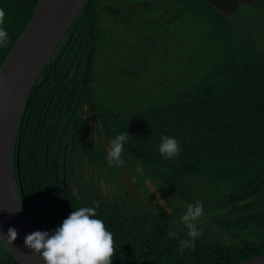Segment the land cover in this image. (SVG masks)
I'll return each mask as SVG.
<instances>
[{"label": "trees", "instance_id": "obj_1", "mask_svg": "<svg viewBox=\"0 0 264 264\" xmlns=\"http://www.w3.org/2000/svg\"><path fill=\"white\" fill-rule=\"evenodd\" d=\"M38 1L0 0L8 33L0 69ZM255 1L260 9L241 5L224 15L204 0H86L32 86L15 132V184L36 231L51 233L75 209L99 202L96 218L114 237L113 264H240L264 255V223H258L264 219V47L239 42L245 11L264 13V0ZM148 8L165 10L164 19L172 14L169 24L188 23L183 42L195 44L198 55L196 62L192 54L191 67L202 66L171 90L158 85L112 97L97 71L99 48L109 40L103 14L147 15ZM89 120L96 131L90 138ZM125 132V163L110 167L103 138ZM162 135L177 139L178 158L160 155ZM70 155L84 161L88 172L72 176ZM123 172L139 177L136 193L143 190L146 201L123 196L125 205L117 210L100 181L116 183ZM145 179L172 215L158 206ZM197 201L204 207L198 222L202 235L181 254L179 242L188 237L180 217ZM0 264H20L1 240Z\"/></svg>", "mask_w": 264, "mask_h": 264}, {"label": "water", "instance_id": "obj_2", "mask_svg": "<svg viewBox=\"0 0 264 264\" xmlns=\"http://www.w3.org/2000/svg\"><path fill=\"white\" fill-rule=\"evenodd\" d=\"M224 15L237 13L241 5L260 9L255 0H204ZM86 0H39L24 32L16 41L3 66L0 69V232L6 234L9 228L17 229L18 236L14 245L7 250L20 264H45L41 255L25 247V236L35 230L30 223L17 192L14 168L13 145L18 120L24 102L40 75L42 69L52 57L59 45L66 39L67 32L82 10ZM93 123L89 121L88 136ZM109 141L104 137L107 154ZM45 149V164H46ZM17 173L19 162L17 158ZM129 193L136 199L135 190L129 175L122 173ZM158 206L169 215L172 210L162 198L151 181L146 182ZM102 186L104 187L103 183ZM21 195L25 203L23 190ZM20 206L22 210L19 211ZM264 223L263 220L258 221ZM246 227V226H244ZM240 264H264V255Z\"/></svg>", "mask_w": 264, "mask_h": 264}, {"label": "rangeland", "instance_id": "obj_3", "mask_svg": "<svg viewBox=\"0 0 264 264\" xmlns=\"http://www.w3.org/2000/svg\"><path fill=\"white\" fill-rule=\"evenodd\" d=\"M148 10L152 15L137 12L109 18L103 14L102 28L109 35V40L106 39L99 48L97 71L103 75L102 80L99 76L102 87L108 88L112 97L135 96L158 85L171 90L179 78H183V82L188 77H194L202 66L191 67L196 48L195 44L187 47L183 42L188 23L180 19L175 24H169L172 21L168 17L172 14L164 19L165 10ZM105 12L114 14L109 9ZM241 24L239 42L243 46L252 42L260 48L264 47V13L246 10ZM197 56L196 52V62ZM104 75L114 79L106 80Z\"/></svg>", "mask_w": 264, "mask_h": 264}, {"label": "clouds", "instance_id": "obj_4", "mask_svg": "<svg viewBox=\"0 0 264 264\" xmlns=\"http://www.w3.org/2000/svg\"><path fill=\"white\" fill-rule=\"evenodd\" d=\"M5 11L0 8V47H6L8 33L4 29ZM128 132L118 134L109 141L107 147V162L110 167H121L124 144L128 139ZM158 151L166 160L178 158L181 148L174 137L162 135ZM99 202L92 207L75 209L64 219L62 224L53 232L34 231L25 236V247L35 254L41 255L45 264H113L115 255L114 237L107 230L104 222L96 218ZM22 210L20 206L19 211ZM204 215L202 202L188 204L187 210L180 217L187 229V239L180 240L181 254L188 248L195 247V240L202 235L198 229V222ZM18 232L9 228L7 233L0 232V240L5 244L14 245Z\"/></svg>", "mask_w": 264, "mask_h": 264}, {"label": "flooded vegetation", "instance_id": "obj_5", "mask_svg": "<svg viewBox=\"0 0 264 264\" xmlns=\"http://www.w3.org/2000/svg\"><path fill=\"white\" fill-rule=\"evenodd\" d=\"M92 123H93V121H92ZM88 131H89V127H88ZM95 133H96V131L94 130V127H93L92 132H91V135L88 136V137L90 138ZM67 162L69 163V166H70L69 167L70 168L69 169V172L72 173L73 170L76 172L75 174L72 173V176H79L80 175L79 174L80 171H82V172H88V170H89L88 167L84 165V161H81L80 159H77V158L73 160L71 155L68 157ZM72 162H75L74 167H71L72 166L71 165ZM87 178H89V174L87 175ZM129 178H130L131 183H132V186H133V188L135 190L136 199L127 190V187H126V185L124 183L123 178L122 179L118 178V181H117L118 183L117 182L116 183H110L109 185H105V182H104L103 179L100 181V184H101V187H102V190H103V194L105 196V199L109 202V205L110 206H113L117 210H118V205L119 204H122L123 206L125 205V202L123 201V196L124 197H128V195H129L134 200H136L137 203H140L139 200H138L139 196L141 197V199L144 202L146 201V198L144 196V195H146V193L143 190L139 192V195H137V193H136V188L137 187H140L142 185V181L139 180V177L138 176L133 175L132 173L129 174ZM71 180H72L73 183H75V181H76L75 179H71ZM147 181H148V179H145L144 180L145 184H146ZM102 183H103L104 187L102 186Z\"/></svg>", "mask_w": 264, "mask_h": 264}]
</instances>
